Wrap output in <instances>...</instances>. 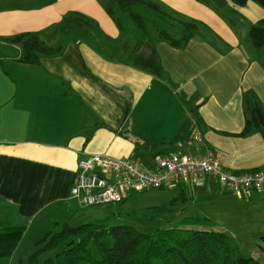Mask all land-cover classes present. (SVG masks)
<instances>
[{"label": "crops", "instance_id": "obj_1", "mask_svg": "<svg viewBox=\"0 0 264 264\" xmlns=\"http://www.w3.org/2000/svg\"><path fill=\"white\" fill-rule=\"evenodd\" d=\"M113 1L0 0V39L35 32L51 46L63 45L60 55L27 65L19 62L20 46L0 41V262L20 263L54 226L74 225L84 208L71 189L79 162L93 155L139 166L150 158L151 166L156 155L210 150L227 172L264 169V131L228 135L243 128L252 102L247 93L264 112V48L248 40L237 45L239 26L222 21L246 10L250 20L239 21L247 36L264 10L252 1L233 7L228 0H144L171 17L168 31L176 37L178 21L197 26L198 39L175 49L163 41L138 46L142 38L125 33L118 12L114 19L107 14ZM72 14L96 26L56 32ZM116 31L125 37L121 45L111 36ZM213 34L227 41L233 34L235 41ZM137 141L160 145L141 151ZM180 187L187 209L179 225L208 224L232 238L264 235V193L236 195L210 178L202 187Z\"/></svg>", "mask_w": 264, "mask_h": 264}, {"label": "trees", "instance_id": "obj_2", "mask_svg": "<svg viewBox=\"0 0 264 264\" xmlns=\"http://www.w3.org/2000/svg\"><path fill=\"white\" fill-rule=\"evenodd\" d=\"M228 1L233 7H241L252 1L264 10V0ZM115 7L133 22L141 34L142 40L138 46L145 41L153 46L163 41L172 48L183 49L197 34L195 24L178 21L176 26L181 27L179 36H172L168 31L171 17L149 1L114 0L106 7L109 16L113 17ZM93 22L84 15L72 14L58 25L56 32L84 33L81 29L88 25L96 26ZM247 40L255 49L264 48V18L249 27ZM0 41L20 46L22 54L19 62L27 65H38L43 58L56 57L63 51V45L51 46L35 32L20 33L1 38ZM193 112L199 120L198 108ZM253 130L264 131V112L257 102L249 101L241 132L225 134L243 137ZM159 145L158 142H135V148L141 151H154ZM198 225L158 229L148 235L131 226L114 225L110 218L94 220L79 227L66 223L59 231L50 232L39 240L35 244L36 251L27 261L21 260L20 264H263L252 256L240 253L234 256L232 239L228 234L200 229ZM256 246L264 249V235L259 237ZM51 250H57L55 257L41 261L42 255Z\"/></svg>", "mask_w": 264, "mask_h": 264}, {"label": "built area", "instance_id": "obj_3", "mask_svg": "<svg viewBox=\"0 0 264 264\" xmlns=\"http://www.w3.org/2000/svg\"><path fill=\"white\" fill-rule=\"evenodd\" d=\"M206 178L236 195L264 193V169L230 173L207 150L201 156L156 155L152 168L139 166L125 157L93 155L79 162L71 198L83 208L97 207L119 203L132 194L150 189L178 188L185 184L201 187Z\"/></svg>", "mask_w": 264, "mask_h": 264}, {"label": "rangeland", "instance_id": "obj_4", "mask_svg": "<svg viewBox=\"0 0 264 264\" xmlns=\"http://www.w3.org/2000/svg\"><path fill=\"white\" fill-rule=\"evenodd\" d=\"M4 3L7 4L6 2ZM250 3H253V2H250ZM256 7L258 6L256 5ZM259 9H261V7ZM114 10L115 12L116 11L118 12V14L114 16L116 18L115 20L120 23L125 33L135 34L137 32L139 34V37L141 38V34L137 31L133 22L129 18H127L124 14L119 12L116 7L114 8ZM246 18L248 21L250 20L249 16L246 14V10H244L241 16H239L237 19H229L226 16L223 17L222 19V21L226 24V26H229L231 23H235L237 26H239V37L236 39L237 45L247 43L246 24L244 21L242 23H240L239 21V19H246ZM259 19L260 18L254 19V20H259ZM95 20L98 21L101 25L104 24L100 18H97ZM116 21L115 23H117ZM175 29H178V34H177V37H178L179 31H181V27L176 26ZM108 30L113 31V28L111 27ZM200 31L202 30H199V33ZM120 33L121 31H119V33L116 31L114 36L111 34L113 38H116V40L114 41L116 45H119V44L121 45L123 39L125 38ZM171 35L175 36L174 33H171ZM213 35L216 38L220 37V40L221 41L223 40L226 43H229L230 40L233 42L235 41L233 34H231L233 38L228 37L229 41H227V39L226 40L223 39V37L219 34H218L219 36L215 34ZM194 38L198 39V36H195ZM209 39H211V41H209L210 43L217 42V40H214L213 38H209ZM126 45H128V42H126ZM243 52L245 53L246 51H243ZM252 57H255V56H251V59ZM195 95L196 94L193 93V95H191V97H189L188 100L191 101L192 99H194ZM246 98H249L252 102L255 101V99L252 98V96L248 93H247ZM232 100L234 101V99ZM182 154H187V153H182ZM148 160L147 161L146 160L137 161V162H145L140 165L146 166L148 168H152L153 164L150 166ZM179 189H186V187L168 188V189H163V190H158V189L145 190V191L130 195L122 203H114L110 205L93 207V208L92 207L84 208V209H81L79 213L74 216L75 218V221L73 223L74 225H71L70 223L69 224L72 227H79L84 224L91 223L93 222V220L110 218L111 223L114 225L131 226V227H134L137 231L143 234H148V235L153 234L158 229L187 227L185 225H179L180 224L179 220L181 219V217L182 218L184 217V215L186 214V209H187L186 208V204H187L186 197L187 196H185L184 199L181 198ZM185 195H188V194L186 193ZM158 208H162V209L158 210ZM79 219H81L80 223H78ZM62 226H54L51 229V232L59 231L62 228ZM198 228L208 230L210 226L207 224L204 226H198ZM231 239H232L231 246L234 249V256H236L238 253L244 256H252L264 264V249L257 248L256 246V243L258 242V238L255 240L253 237H250V236H247V234H244V236H240V235H238V237L233 236V238L231 237ZM32 242H34V240ZM34 246H35V249H32V252H31L32 254L36 251V245L34 244ZM56 253H57V250H51V251L44 253L41 257V261H44L47 258H54ZM31 255H27L26 257H24V260L27 261L29 259V256ZM15 260L16 261H14L13 264H20L18 261L19 259H15ZM0 264H9V263L0 262Z\"/></svg>", "mask_w": 264, "mask_h": 264}]
</instances>
